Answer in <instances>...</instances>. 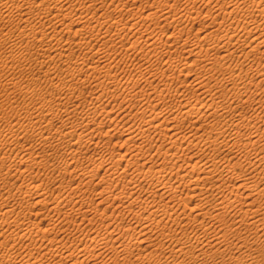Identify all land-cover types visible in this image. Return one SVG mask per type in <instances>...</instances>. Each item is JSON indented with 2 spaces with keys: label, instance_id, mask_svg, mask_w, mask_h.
Returning <instances> with one entry per match:
<instances>
[{
  "label": "bare ground",
  "instance_id": "6f19581e",
  "mask_svg": "<svg viewBox=\"0 0 264 264\" xmlns=\"http://www.w3.org/2000/svg\"><path fill=\"white\" fill-rule=\"evenodd\" d=\"M168 1L170 2V0ZM168 1L167 2L165 1V4L169 3ZM197 1L198 0H186V4H187L186 6L188 7L186 8L187 10L184 12H176L177 8L174 10L173 8L175 6L173 4H167L171 6L173 5V8H170V6H164L165 11L163 12L161 11L162 14L160 16H157L158 14H156V11H151L154 8L152 9L150 8V10L147 12L140 9L142 12L138 11L139 15L137 12L135 13L139 16V17L137 16L138 19L136 18V16H133L132 18L129 19L127 16L121 15L124 18L125 17L128 18L127 20L124 21V18H121V17L119 18L118 17L119 15L116 16L117 13L115 15L114 11H113L114 15H112V10L113 9L118 10L117 8H119V9H122L123 11L125 9V3L118 4L114 0L110 2H107V0H77V2L72 1V0H0V20H4V21L17 20V25H18L15 30L10 28L6 32L4 31L0 32V38L1 36H12V34L15 31H18L19 36L26 37L29 39V41L25 47L21 46L22 44L19 45L17 42L12 43L11 46L13 47V49H11L12 47L10 48V50H12L11 52H13L16 48H19L21 50V53L27 52V54H31V56L36 54L35 55L36 60L40 67H42L44 64L48 65V68H47L48 70L46 69L43 75L44 79L48 83H50V88L48 87L46 88V90L44 89L46 91L45 93L47 94L43 95V97L39 96L41 98L39 101L36 100L37 102H34L32 104L29 103L30 105L27 104L25 107H23L24 105L22 106V108H25L27 113L31 115L30 117L31 120L30 121L28 120L29 123L25 124L23 122V124L25 125L21 127V131L24 134L23 138H25V135L28 134L29 130L32 129L35 132L34 139L35 141H37L36 142L37 144L44 143V145L47 144L48 147H52L54 146V142L56 140L57 141L60 140L59 142L61 145H59V147L56 148V151L62 152L63 154L68 156V159H69L65 165L60 167L59 173L53 177L52 183H58V189H59L57 192L58 194L53 195L51 188H50V192L52 196L47 195V193H45L46 190L42 192L39 190V188H37L38 183L37 184L35 183L36 185H34L33 183V188L30 187V185L32 184L31 183L29 185V188L27 187L28 189L26 190H23L20 187L21 193L19 195L22 199L27 198L29 200L30 197L33 196L35 200L32 201V204L41 205L42 208L47 207L50 213L49 214L46 213L47 216L46 215L45 217L42 216V218L39 221L32 222L28 227H26V226H23V223H21V221L18 220V217L22 215V213L24 212V211H20V214L18 215V217L12 220V224L13 222L16 223V225L15 224L14 225L17 230L14 229V231H11L10 233L6 232L4 233V235L2 234L3 238L6 239V240L4 239L5 242L3 240L2 241L0 240V258L3 259L2 262L4 261V259L7 258L6 260L10 261L7 264L12 263V261L13 263L14 261L18 262L19 264H58V262H53L52 260H50V256H60L61 260L65 261L64 264H112V263L116 264L118 257L128 259L130 257L129 255L131 254V248H133L134 244L138 243V245H140L147 239L148 235L146 232L142 231L143 232L142 237L140 238L138 237V239L137 237L133 235H131V239L130 237H128L130 240L129 239L126 240L127 238H125L124 240H122L123 238L120 239L119 235L117 234H118V230H120L121 232L120 225L122 224V222L121 221H120L121 223L117 222V219L119 217L117 219L115 218L116 213L114 215L115 217L113 216L114 218H111L109 216L110 213L108 216L106 215L107 217L111 218L109 223L107 222L106 224H102L105 227L106 233H99V231L98 233H95L96 231L92 232L94 234H91V232L90 234L89 232L84 233V231H86L88 226L92 224V219H95L96 216L99 214L103 216L104 214H106L107 210L109 209V206L106 205L101 210L100 205L104 204L105 202L108 204V201L111 199L112 196H114L112 197L113 199L110 201L111 203L109 202L111 209L112 207H115L118 205H120L119 207L121 208V205H123L125 207L124 209L128 208L127 209L128 212L135 211L136 218L138 219L137 222L144 229L147 227L148 223H150L151 221L154 223L157 222V224H159L167 220L166 225H164V229L167 230L168 233L162 232L161 235L175 240V245L172 248L171 256H168L165 260H162V258L154 256L156 255L155 251H154L155 252L154 254L153 251L147 252L148 250L143 249L142 251L139 252L137 261H140V260L145 261L146 258L143 255H146V253H148L147 255L149 256L147 257H151V258L155 257L157 264H174L172 263V259H170V257L178 258L180 256H182L188 262H190L192 259H195L198 261V264H208L207 259L209 257V252H207V249L215 247V246H222V245H225L227 248H230L232 246L229 240V230L230 229H227L224 227L225 233H219V232H216L215 230H211L209 225L205 223L204 219L200 220L198 216L191 217L190 215L192 212H196L197 215H202L200 212L201 205L199 204L196 206L195 205L190 206L189 204L191 203L190 201L192 200L191 198H188L187 196L192 197L198 193L197 192L198 186L194 183L195 180L199 182H206L208 179L212 177H214V180L216 181L217 185H211L210 191L215 196V207L217 208L218 212H220L219 218L222 221V223H224V225L226 224L225 217L231 211H233L234 213L238 215L242 214L243 216L240 219L241 221H244L246 219V216H248V219H252L254 221L261 220V219H258L259 210L255 208L256 198H254L253 196L258 192H264V187L262 189H259V183L257 181L256 176L253 174V172L258 168H262L263 174L260 177L264 181V130L262 129L264 125V114H261V112H258V109L264 108L263 99H258L257 101L253 99V101H256L257 106L255 108H252V110L254 111L252 114H249V112L247 111L245 114L241 115L239 118H234L232 116L222 126L213 127L207 132L204 130V132L201 133L199 130L200 129L199 127L196 128L195 131L191 130L189 132L188 131L182 132L180 130L179 125L184 124L185 120L195 125L198 122V120H200L201 117L205 114L202 110L204 106L207 108V110H210L209 116L212 117V120L210 121V125H213L219 118L224 117L226 113L230 112L232 109L236 107L232 99H226L222 101V99L220 98L221 96L217 97V96H214L213 93L206 92L205 89H203V86L208 82V81H205L207 78L204 75H200V76L195 75V77L194 76L192 77L193 79L190 81V84L197 91H199L198 92L199 94L202 95L203 98L201 100L198 97L197 100L193 101L195 96L197 95L199 96V94L196 92H187V90H183L180 92L178 102L175 103L174 106H171V104H165L164 106H162L155 101L156 99L154 98L153 95H152L153 97L151 96V93L148 95L144 93V96H143V94L138 91L141 94V95L139 94L141 96L139 103L144 105V107L146 106V109L149 111L147 112L149 114L148 113L145 114L146 109L143 110L144 114L139 118L141 119V121L138 120L140 122L139 123L140 127H137V130L134 131V130H130V128L132 127L135 128V126H132L131 124L129 125H131L132 127H130L129 129H120V125H119V128L117 127V124H116L117 122L115 120L118 119V116H119L118 113L123 108H120L119 111H117L118 112L117 113L115 112L116 110L114 111V109L108 107V105L103 106L104 104L101 105L99 103L105 93L103 89L101 90L102 93L92 91L90 93L91 96L89 98L88 96L87 98H85L83 97L84 96L83 95L82 97L84 99L81 97L83 100L82 99L80 100V96L82 95V92H84L83 91L84 89H80L79 87H77L78 85H76L73 82H70L71 80L70 78L67 79L68 76L74 77L76 75H79L78 76L80 77L79 80L83 77L84 78L82 80H85L88 72L90 73L93 72L92 75H94V73H97V71L99 70V72L104 71L103 72L104 78L103 77H102L103 79L97 78L96 80L99 81L100 83L95 82L96 85L97 84L102 85L105 83L107 87H108V84H110V87H111L110 81L112 82V78L114 79V77H112L113 67L110 66L111 52L115 50L117 46V43L115 44V42H112L113 36H115L113 35L114 30H116L117 34H119L120 31L126 28V26L135 27V25L139 23H140L139 26H141V23L144 26L145 23L143 24L142 17L146 16L144 18H147V17H153L154 15H156L158 20H156V18L154 19L151 18L152 19L151 22L156 20V22L160 23L159 19L161 21L163 19L167 21V23H170L171 25L173 24V28H175L174 32H171L170 35L168 34L169 35V36L167 35L168 39L165 38L164 40H167V41L171 40L170 42L175 43L174 44L175 47L179 49L177 50L178 53H176L177 54L176 56L174 55L171 56V54L168 55L170 57L167 56L168 59L166 58L167 60H165V62L167 61V64L164 70L170 67L179 68L180 67V65H178L179 61L183 62L188 57L195 55L196 58L190 61V65H193L194 63H197L198 61V54L202 53L203 51H206L207 57L204 59V61H205V64L208 66L209 71L219 70L218 66L224 68V71H228L227 72L228 75L225 77L223 76L221 81H218V80H217L218 82L215 81L217 82L216 84L223 82L222 80L226 78L229 82H233L235 85H238L237 86L238 90L236 91L237 96L239 97L246 96L247 100H250L252 98V95L254 94V91L252 92V95L251 94L247 95L249 92L248 85L250 83L251 84L253 83L252 81L247 82V79L250 77L253 78V76H255L256 74H259L260 72L261 74L264 75V71H261L258 67L254 68L253 66H251L250 69H247V68L243 69L239 67V71L237 72V70L235 69L236 66H234L231 61L229 62V60L232 59L235 61L234 59L235 54L241 48H244V46H246L248 50L246 52H243L241 55H239L238 56L239 59H237L236 62L240 61L241 58L245 59L249 57L251 59L250 56L253 55V53H256V51L258 52V50L260 51V48L264 47V0H215L216 3L214 2L215 4L213 6H210V9L206 12V15H208L210 18L208 27L204 26L206 27L204 28V30L199 29L197 32L194 33L192 31V28H188L187 26H189V23H192V20L194 22V20L197 18V14H195V10L193 9L195 8ZM209 1L211 2V0H208V2ZM98 3H100V6H104V7L107 6L108 8H111V13L106 11L105 13L104 12L102 14L98 13L97 15V10H98L97 4ZM94 6L96 7L97 10L95 9L91 16H89L88 14H83V12L80 14H78L77 12L78 7L85 8V9H91ZM104 7H101L100 9H103ZM128 7L130 8V6ZM148 7L149 6H147L146 8L148 9ZM168 7L169 9L167 10L166 8ZM137 10H139V8L136 9V11ZM183 10L185 9L183 8ZM236 11H241L240 17L242 19H240L239 21L236 18L237 16H235ZM120 14H122V12ZM131 15H134V13ZM226 17L227 19L230 17L231 21L226 20ZM182 18L183 19L187 18L186 20L187 23L184 22L185 25L180 22L183 20ZM45 19L49 20V24L47 26L45 25V23H47L45 22L46 21ZM164 24L165 23H163L162 25L164 26ZM170 24H168V26ZM154 25H156L155 22H154ZM146 26L147 25H145V27ZM149 26L151 25H148L147 28ZM137 27L135 29L138 32ZM153 27L156 28L157 26L156 27L153 26ZM154 28H153V31H154ZM151 29L152 28H150L149 30L152 31ZM144 30H143V33H144ZM150 31L149 33L145 34L147 35L146 37H148L147 44L151 47L150 49L148 47L147 50L149 49V52L156 53L157 49L158 48L160 49L161 44H159L160 46L156 44V40H158V38L156 37L158 36L156 35H155L156 37L153 36V31L152 32ZM131 34H133V31ZM101 36L109 37V38L105 40H101L100 39ZM193 38H196L202 41L203 44H198L197 42L193 40ZM158 41H161V39ZM167 41H162V42H167ZM148 45H144V46H148ZM30 47L36 48V52L30 53ZM214 47H218L221 49L219 52H221L222 54L219 57L223 58L224 62H221V61L218 62V60L213 59L210 56V54H208L209 49L214 48ZM84 52H85L84 54L85 57L87 55L86 53H89L91 54V57L93 58L92 63H90V66L88 65L87 67L85 65L86 64L85 59L83 58L84 59L83 61L82 58H79V56L81 57L80 54ZM171 53H173V51ZM9 57H11L12 61L14 62L16 61L17 56L14 53H12L5 60L3 58L2 59L3 62L7 63ZM88 57L86 59H88ZM76 58L78 59L75 60ZM256 58L257 57L255 56L254 59ZM80 59H82L83 62ZM78 60L80 61L78 62ZM60 62H66V63L63 64L64 70L60 71V73H57L51 67L58 66V63ZM184 63L189 64V61H185ZM147 64L148 65H146L144 62L141 64L139 63L138 70H137V74L140 75L141 77L145 76L146 79L148 78L147 76L149 74V73L147 74L146 71H148L149 69V71L153 72L155 69L154 64L152 63L149 64L148 62ZM235 65H238V62ZM240 65L242 66V64ZM190 72H189V75H190ZM129 76L131 78V76H134V74H131ZM214 76H216V74ZM13 77L14 76H12L11 78L13 79ZM90 77L91 75L88 76L87 79H90ZM91 78L95 79V77L93 76ZM218 78L220 79V77ZM86 81H83V83ZM115 81H118V80H114V82ZM119 81H120V77H119ZM8 82H7V85L9 84ZM127 82H128V79H127ZM144 82H147V80ZM11 84L14 90L19 89L21 92H23V90L28 91V89H31V90L34 89L32 90V92L34 91L36 92L37 87L40 86V84L35 83V82L32 85L31 84L23 85L18 82H13ZM117 84H119V82H117L115 85ZM150 84H153V83H150ZM150 84L148 82L149 87H151ZM81 85L83 86V84ZM171 85H172L171 88H173V83H171L170 86ZM239 85H242V86H239ZM259 85L260 84L258 83L255 86L258 87ZM147 86L146 87L144 86V87L147 89ZM154 86L156 87L155 91L153 89L151 90L155 92V96H156V93H157V96H160L165 87L160 85L164 87L160 89L156 85H153V87ZM134 87L135 85L133 86V88ZM171 88L167 87L168 91L171 90ZM117 89L118 87L115 90ZM139 89H141V87ZM115 90L113 91L114 93L112 94H115L116 92ZM132 90L129 93L134 94L133 93L134 91ZM137 90H135L136 91L135 93H137ZM142 91L145 92L144 89ZM64 92H65V96L62 97L63 96L62 94H64ZM72 92H75V93L80 92L79 95L77 94L79 98L78 97L76 98L77 96L76 95L75 96L76 99L72 100L71 99L72 97H69V94L66 95L67 93L71 94ZM181 93H183V95ZM188 93L189 95L190 94L191 95L187 96ZM120 94L121 93H119V96ZM116 95L118 96V93ZM142 96H143V100H142ZM204 96H207V99L205 98L206 100L203 102L202 100L204 99ZM122 102L123 101H121V103ZM137 106L139 107L141 105L138 104ZM166 107L169 110L165 109ZM173 107H176L177 111L174 110L175 108L172 109ZM130 108H128L130 110V111L127 110L128 112L123 111L126 114L124 113L125 115L122 117V119L126 120L127 118V121H128L134 115L133 108L132 110ZM137 109H134V111ZM171 109L172 111H170ZM61 110L64 111L66 115L64 119L61 120V125L59 126L60 130L57 129V131L58 130L59 131L57 133L55 132L53 133L52 132L53 129L51 130V127L53 125V122H55L56 116H58V113H60ZM34 111H38L39 113L35 114ZM166 112L172 115V117L167 114L165 115ZM73 114L75 115L81 114V115H79L80 117L78 116L79 119H74L75 115L73 116ZM120 117L119 119H121ZM169 117L175 120V122L170 121ZM135 120H133L134 124H135L134 122ZM43 122H46L47 126ZM123 122L122 124H124ZM181 122H184V123H181ZM42 124H44V126L46 127H42L41 126ZM86 124L88 126L92 124L93 127L97 125L99 128L103 127L104 125H107L108 126L107 128H109V129H105L106 131H108L107 139L104 137L103 139L100 138V140L97 141V138L99 135L96 138V135L98 134V133H96V135L94 134L95 133L94 129L96 128L92 129L93 128L92 127L91 128L92 130H89L88 132H86L87 131L86 129L88 128V127L84 128L85 127L84 125ZM230 124L238 128V134L236 135V142L239 145V149L243 152V155L245 156L243 161L231 162V158L224 156L223 162L225 163L226 168L222 171V175L215 176V172L218 170L221 161H217L214 158H209V157L208 159L203 161L202 159H199L198 154L196 152H193L191 155H189V162H188L190 163V161H192L193 159L192 170H188L185 173L179 174L180 169H186L182 166V163H181L182 158H181V155L179 154L180 149H182L187 154H189L190 151L192 150L191 143H193L194 140L201 139L205 143H208L211 137L214 136V133L223 132L224 126L230 125ZM244 126H250L251 132L247 134V137L244 139V142H243V138H242L243 135L240 129L241 127H244ZM57 127L58 126H56V128ZM98 127L97 129H99ZM18 129L20 130V128ZM103 130H104V127H103ZM98 131L99 130H97L96 132ZM100 131H101V128H100ZM20 133L21 132L12 133L11 135L8 134L9 136H5V137L3 136L4 138L0 140V144L6 145L12 142L20 141L21 139ZM30 136H33V135L31 134ZM115 137H117L118 140L122 142L121 144L122 146L127 145V148L129 144H131L132 146L133 144H137V141L139 140L140 141L142 140L141 142H144L143 139L146 140L145 138L152 139V143H154L153 139L155 141H158L159 139L164 138V141H165V137H167L168 147L164 151H162L163 146L162 145L159 146L160 147L159 149H162L161 150L162 152L159 150L161 152V153L159 152L161 154L159 155H160V158H162V160L155 161L156 164L152 163L153 165L150 163L151 161L149 162L150 164H148L147 158H145V160L142 161L141 164H139V161L142 160L143 157L149 156L148 154L146 156L145 154H143L145 152L144 151L145 149L143 151L135 150L134 153H132L133 151H131L129 159L126 157V154H128L129 150L125 151L126 154L124 152L123 153L117 152L119 153V156L115 155L117 154L116 152H111V155L107 158L103 155L99 156L97 154V152L100 153V151L102 150L101 147H100L101 149L100 151H98L99 150L98 149L97 152H94L98 156L87 151L88 149L86 148L87 147L86 143L88 142L90 143V148H92L91 144L97 145V143H99L101 140H102V143L103 141L109 142L110 145L115 146L113 145V142L111 144V141L114 140ZM227 141L230 142L231 138ZM117 143L115 144L117 145ZM104 144L105 143H103L102 145L104 146ZM108 144L106 143V146ZM30 145L33 146V142ZM140 145H142V143ZM195 145H199V143H195ZM32 146H30V149L32 148ZM138 146L136 145L135 148ZM250 146L254 147V150H255V155L253 156L251 155ZM114 148H113V151H114ZM109 150L110 149L108 148V152ZM140 151H142L143 153H140ZM100 154H102V152ZM8 155L0 156V168L1 169L6 168L5 172L0 173V176L2 178L14 173V171L15 173L19 174V177H21V173L24 175L25 170H26V167H24L25 168L24 169L22 165L27 166L30 162H45L46 166H49V162L47 159H42L40 161H37L36 158L25 157L22 155V156H19V161L14 163V160H12L13 158L11 157V155L10 156ZM115 156L117 157V159H120V160L124 158L128 159L127 164L123 165L125 166L126 169L119 171L118 170L119 168L115 167V164H113V163H116L114 161L110 165L108 164L105 165L107 166L106 167L107 173L104 172L103 173L104 175L102 174L101 178L100 176L99 178L101 179V182L107 181L108 185L102 186V189L100 188L101 190H99V192L96 191L98 192V195L104 196L100 198L99 201L96 203L95 201H93L94 196H92L93 198L91 199H89L90 197L88 198L89 193H87L88 195L85 193L84 187L87 188V186H89L91 183L92 185H95L93 184V182H94V177L95 176L97 177V174H98L97 171L102 168V166L104 165L103 163L105 162L109 163V160L112 161V159H114ZM153 156L151 155L149 159L153 160L152 159ZM131 159L134 161L132 162ZM7 162H9L8 165H7ZM134 163L137 164L135 168L132 167V165H135ZM245 164H247L250 167L249 174H246L244 172H239L240 170L244 168ZM130 165L132 168L128 167ZM174 169L178 170L176 175H175V172L173 171ZM117 173H119V175ZM66 175H69V178L66 179ZM224 175H226L227 177H223ZM187 176H190L191 178H193L192 180H190L191 182L189 184L193 186L187 192L181 191L178 188V186H175L172 183V179L174 181L180 180V182H183L186 180ZM230 180L234 181V183L229 186V190L227 191L223 187L222 183H226ZM144 182H149L148 183L149 187L147 186L148 194H144V193H143L144 195L142 193L138 194L135 191L136 190L135 187L138 186L141 188L140 185ZM13 187L14 186H12V188ZM42 190H44V188ZM11 191L12 189H10V192ZM17 195L15 197L18 199L19 196ZM93 195L95 194L93 193ZM12 196H11V199H12ZM15 197H14V202L16 199ZM8 199L10 200V197ZM243 199L245 200L243 202L246 203V208L245 209L243 207L236 208L234 206L235 202L242 201ZM143 200H146L144 201V203L147 202L148 204L146 208L144 207L145 205L143 206L141 204ZM10 201L7 200V201H3L5 203H0V228L3 226V224L6 221H8V219H10L9 218L10 214H13L14 213L13 211H15L14 209L15 205L12 206L13 203L11 205ZM89 201L92 204L96 203L95 206L93 205L94 206L93 208L87 207L88 205H86V203ZM137 204L138 205L141 204L140 205L141 210L140 209L134 210ZM261 205L263 204H260L259 206ZM90 207L92 206L90 205ZM113 209L115 210L116 207ZM111 212L113 213V211ZM33 214L38 215V213L35 211ZM70 214H75L76 216H71ZM79 215H80V221H82L81 217L84 220L82 221V224H80L81 223L80 221H79L80 223L77 222L79 218H76V217H78ZM106 216L104 219H106ZM11 218H14V217H11ZM178 219L180 221H178ZM85 220L89 221V224L88 223L84 224ZM107 220H109V218H107ZM44 221L48 222L46 227L42 226ZM58 222L62 225H68V226L73 225V228L75 231V233H73L74 235L70 236L69 238L66 237L67 238L66 240L64 237L60 238V236H58V233H55L53 235V230L55 229V226H57L56 224L61 226ZM152 222H151V225H152ZM171 222L176 223L177 225H180V228L182 227L184 229L188 227L187 225L194 223L193 224L194 227L191 230V232L193 233L191 234L176 233V230H177L176 228L171 229V226L170 228L168 226V224ZM9 223H11V220L9 221ZM98 223L99 222H97V224ZM261 224H262V230H264V221H261ZM134 225L136 224L134 223ZM127 229L126 231H128L129 229L131 230L132 227H129L128 230ZM1 233H2V230H1ZM119 234L122 235L121 233ZM125 234L127 233L125 232ZM255 235H258V234H255ZM29 236H31L30 240H28L29 245L33 247V249H30L31 247L30 248L27 247V249L30 252H28V250H25L27 251V253L23 252V253H26L24 255L19 254L17 252L12 253L11 251L15 250L12 248H11L12 250L10 251L11 253L5 252L6 249L8 248H6L5 251H2L1 247L4 248V246L6 247L8 246L7 245L8 243H6L7 241L14 240L16 242L19 239L21 240L26 237L28 238ZM192 240H194L197 243L196 245L198 247L196 249H190L191 247L195 246V245H189V242ZM21 243L23 244V242H20V244ZM10 245L13 246L12 244ZM161 245H164V244H161ZM243 246H244V243L242 244V247ZM108 248L111 254V256H109V259L106 260L104 258L105 259L104 260L102 257L100 258L101 255L102 256L105 255L104 253L106 252ZM22 249H25V248H22ZM255 257L257 259L258 255H255ZM192 262L194 264L196 263L195 261H192ZM238 263H245V262L238 261Z\"/></svg>",
  "mask_w": 264,
  "mask_h": 264
},
{
  "label": "rangeland",
  "instance_id": "374dc122",
  "mask_svg": "<svg viewBox=\"0 0 264 264\" xmlns=\"http://www.w3.org/2000/svg\"><path fill=\"white\" fill-rule=\"evenodd\" d=\"M72 1L77 2V0H72ZM110 1H113V0H110ZM110 1L107 0V2H110ZM114 1H116V3H118V4L119 3H121V4L125 3V9L123 8L124 9L123 11H122V9H119V8H117L118 10L113 9L112 10V15H114V12H115V15L117 13L116 16L119 15L118 16L119 18L120 17L121 18H124L122 16H127L129 19L132 18L133 16H136V18L138 19V17H139L138 16L139 15L138 11L140 12L141 10H143V11L147 12V11L150 10V8L151 9L154 8L151 11H156V14H158L157 16H160L162 14V12L165 11L164 10L165 9L164 6H170V8H173V5H174L175 7L173 9L175 10L177 8L176 9V12H184V11L187 10L186 8L188 7V6H186L187 5L186 4V0H170V2L168 0H135V1L134 0H127L128 2L126 0H118L120 2H118L117 0H114ZM165 1L166 2L168 1L169 2L167 4H173V5L172 6L171 5H167V4H165ZM207 2H208V0H198L196 2V6L194 5L195 8H193V9L195 10V14H197V18L194 20V22L192 20V23H189V26H187L188 28H192V31L194 33L197 32L199 29L200 30H204V28H206L204 26H207L208 27V25H209L210 18H209L208 15H206V12L210 9V6H213L216 2H215V0H211V2L209 1L208 3ZM97 5H98L97 6V9L98 10L96 9L95 6L93 8H91V9H85V8L78 7L77 12H78V14H80V13L83 12V14H88L89 16L92 15V13L94 12L95 9L97 10V15H98V13L99 14H102L103 12L105 13L106 11L111 13V8H108L107 6H105V7L104 6H100V3H98ZM126 6H127V8H126ZM128 6H130V8ZM140 6H142V7H140ZM147 6H149L148 9L146 8ZM160 6H161V8L162 7L163 8L161 9ZM101 7H104V8L103 9H100ZM189 7H191V6H189ZM138 8H139V10L136 11V9H138ZM183 8L185 10H183ZM166 9L168 10L169 7L166 8ZM119 10H120V12H119ZM126 10H128V11H126ZM118 12H119V14H118ZM121 12H122V14H120ZM129 12H130V14H129ZM136 12L138 13V15L135 14ZM240 12L241 11H236L235 12V16H237L236 18H237L238 21L240 19H242L240 17ZM133 13H134V15H131ZM129 15H130V17H129ZM127 17H125L126 19L124 18V21L128 19ZM144 17H146V16H144ZM144 17H142V19L144 20V21L142 20V22H143V24L145 23L144 26L142 25V23H141V26H139L140 23L139 24H136L135 27L134 26H128V27L126 26L127 29L126 28L125 29L123 28L124 30L120 31L119 34H117L116 30H114V34L113 35H115V36H113L112 42H115V44L117 43V46H116V49L111 52V64H110V66L113 67L112 77H114V79L112 78V82L110 81L111 87H110V84H108V87H107V85H105V83L102 84V85L101 84L100 85L99 84L96 85V83L99 82V81L96 80L97 78H102V77L104 78V75H103L104 74L103 73L104 71H102V72L100 71L99 72V70H98L97 73H94V75H92L93 72L92 73L88 72V74H90L91 77L92 76L95 77V79L90 77V79L92 81L90 79H87V77L90 76L88 74H87L85 80H82L84 77L80 79L82 81L79 80V78H80V77H78L79 75H76L74 77L68 76V78H67V79L70 78L71 79L70 82H73L76 85H78L77 87H79L80 89H84L83 90L84 92H82V95L80 96V100L83 97L87 98V96L89 98L91 96L90 93L92 91L93 92H101L102 93L101 90L103 89V91H105L104 96H103L104 98L102 97L104 99V101L101 98V101L99 103L101 105L104 104L103 106H107L108 105V107L113 108L114 111L116 110L115 112L119 111L120 108H123L122 110H120L119 113L117 112L119 114L118 119H119L120 115H121L120 118L122 119V117L126 114L125 112L130 111L128 108H130V106L134 104L133 106H131L130 109L132 110V108H133L134 115L137 117L136 118L134 115L132 116L136 120L131 117L133 120H135L134 121L135 124L133 123V120L131 118L128 121H127V118H126V120H124V119H122V120L119 119L118 120L117 119L118 121L115 120L117 122V123L116 122L115 123L117 124V127L118 128H119V125H120V129H129L132 126H135V128L132 127L133 129L130 128V130L136 131L137 130V127H140V125H139L140 122L139 121H141V119H139V118L144 114V111L143 110L146 109V106L144 107V105H142L141 103H139V100L141 98V96H140L141 94L139 92H141L143 94V96H144V93L147 94V95L151 93V96L153 95L154 98L156 99L155 101L157 103H159L160 105H162V106H164L165 104H171V106H174L175 103L178 102L179 94H180L181 91L187 90V92H196V93L199 92V91H197L190 84V81L193 79L192 77L193 76L195 77V75H198V76L204 75L207 78V79L205 78L206 79L205 81H208V82L203 86V89H205L206 92L213 93L214 96H217V97L221 96L220 98L222 99V101L223 100H226V99H232L234 101V105H236V107L234 109H232L230 112L226 113V115L224 117L219 118L213 125H210V121L212 120V117L209 116L210 110H207V108L204 106L202 108V110H203V112L205 114L201 117L200 120H198V122L195 125L192 124L191 122L186 121V120H185V123L184 122H181V123H184V124H180L179 125L180 130L182 132H186V131L189 132L191 130H194L195 131L196 128H198V127L200 128L199 130H200L201 133H203L204 130L207 132L208 130H210L213 127L222 126L232 116L234 118H239L241 115L245 114L247 111L249 112V114H252L254 112L252 110V108H255L257 106L256 101L258 99H263L264 100V75L261 74V72L259 74H256L255 76H253V78L250 77V78L247 79V82H251L252 81V83H253V84L250 83L248 85L249 86V92L247 94V95H249V94L252 95V92L254 91V94L252 95V98L250 100H247V97L246 96L239 97V96L236 95V91L238 90V88H237L238 85H235L233 82H229L226 78L224 80H222L223 82H220V83L216 84L218 81H221V79H222L223 76L225 77V76L228 75L227 74L228 71H224V68H222L220 66H218V69L220 71L219 70H216L217 72L215 70L214 71H209V68L205 64V61H204V59L207 57L206 51H203L202 53H199L198 54V61H197V63H194L193 65H190V61H192L193 59L196 58L195 55H192V56L188 57L183 62L179 61L178 62V65H180L179 68L178 67H176V68L175 67H170V68H167L166 70H164V68H166V64H167V61L165 62V60L168 59L167 56L170 55V54H171V56H173V55L176 56L177 55L176 53H178L177 50H179V49H177L175 47V45H174L175 43L170 42L171 40H169V41L164 40L165 38L168 39V36L170 35L171 32H174L175 28H173V24L171 25L170 23H167V21H165L163 19H162V21L159 19V22L160 23L156 22V20H158V18L156 17V15H154L153 17H147V18H144ZM227 17H226V20L231 21V18L229 17L227 19ZM148 18H150V19H148ZM151 18L152 19L156 18V20H154V21L151 22V20H152ZM179 20H181V19H179ZM186 20H187V18H184L180 22L185 25V23H187ZM45 22H47V23H45V25L47 26L49 24V20H46ZM154 22H155L156 25H154ZM163 23H165L164 26L162 25ZM168 24H170V25L168 26ZM145 25H147V26L148 25H151V26H149L147 28V26L145 27ZM17 26H18L17 25V20H15V21H4V20H0V32H2V31L6 32L10 28L15 30L17 28ZM153 26H155V27L157 26V27L154 28ZM161 26H163V27H161ZM136 27H137V30H138L139 33L136 31V29H135ZM159 27H161L162 29L159 28ZM128 28H130V29H128ZM150 28H152L151 29L152 31H153V28H154L153 36H155V35L158 36V37L155 36L156 38H158V40L161 39V41L156 40V44L158 46H160L159 44H161L160 49L158 48L156 53L149 52V49L151 47L147 44L148 37H146L147 35H145V34L149 33V31H150L149 29ZM143 30H144V33H143ZM132 31H133V34H131ZM152 31H150V32H152ZM18 33H19L18 31H15L12 34V36H1V38H0V56H1L0 57V61L3 58L5 60L12 53H14L17 56L15 62L11 60V57L8 58V62L7 63L6 62H3V60L0 62V108H1L0 109V111H1L0 112V140L2 138H4L5 136L11 135L12 133H19V132H21L20 133V136H21L20 138L21 139L18 142H12V143L6 144V145L5 144L4 145L3 144H0V156H2V155H8L9 154L8 156L11 155V157L13 158L12 160H14V163L15 162H18L19 161V156H22V155L25 156V157L36 158L37 161H40L42 159H47L48 162H49V166H46L45 162H30L27 166L22 165L23 168L26 167V170H25V174L26 175L24 174L26 178L24 177V175L22 173H21V177H19V174L15 173V171H14V173H12L10 175H7L4 178H2L0 176V192L3 193V194L0 193V195H1L0 196V203H5L3 201H7V200L10 201L11 200L10 201L11 205H12V203H13L12 206L15 205L14 206L15 211H13L14 213L13 214H10V216H9L10 219H8V221H6L3 224V226L0 228V234L1 235L2 234L4 235V233H6V232L10 233L11 231H14V229H16V227H15L16 223L13 222V224H12V220L15 219L16 217H18V215L20 214V211H24V212L22 213V215H20L18 217V220L21 221V223H23V226H26V227H28L32 222L39 221L42 218V216L43 217H45V215L47 216L46 213H48V214L50 213L48 211L49 209L47 207H43L44 208L43 209L41 205L32 204V201L35 200V198L33 196H31L29 200L27 198L26 199H22L20 197V195H19L21 193L20 190H21V188L23 190L28 189L29 188V185L31 183H32L31 184L32 186L30 185V187L33 188V183H34V185H36L38 183L37 184V188H39V190L42 191V192L46 190L45 193H47V195L52 196V194L53 195L58 194L57 193L58 190H59L58 189V183H52L53 182V177L56 176L59 173L60 167L63 166V165H65L66 162H68V160H69L68 159V156H66L62 152H57L56 151V148L59 147V145H61L60 142H59L60 140H58V141L56 140L54 142V146H52V147H48L47 144L44 145V143H38L37 144L36 143L37 141H35V139H34L35 132L32 129L29 130L30 134L28 132V134H26L27 136L25 135V138L26 139L23 138L24 137L23 136L24 134L21 131V127L23 125L29 123L28 120L29 121L31 120L30 119L31 115H29V113H27V111L25 110V108H22V106L24 105L23 107H25L29 103L32 104L34 102H37L36 100L39 101L40 98L43 97V95H46L47 94V93H45L46 92L45 90L48 87L50 88V83H48L44 79V77H43L46 69L48 68V65L47 64H44L42 67H40L38 65V63H37V60H36V56H35L36 54L33 55V56H31V54H27V52L21 53V50L19 48H16L13 52H11L12 50H10V48L12 47L11 46L12 43L17 42L19 45L22 44L21 46L25 47L27 45L28 41H29L28 38L19 36ZM129 33H130V35H129ZM141 35H142V37H141ZM108 38L109 37H102V36L100 37L101 40H105V39H108ZM172 39H173V37H172ZM193 40L195 42H197L198 44H203L202 41H200V40H198L196 38H193ZM131 41H133V42H131ZM153 41H155V40H153ZM162 41H167V42H162ZM143 42H144V44H143ZM168 43H170V44H168ZM144 45H148V46H144ZM142 46H144V47H142ZM168 46L171 47V48H169ZM148 47H149V49L147 50ZM174 48H175V50H174ZM11 49H13V47ZM220 50L221 49L218 48V47L210 48L208 54H210V56L213 59L218 60V62L219 61L224 62L223 58L219 57L222 54L221 52H219ZM247 50H248V48L246 46H244V48H241L235 54V57H234L235 61L232 60V59H230L229 62L231 61L233 63V65L236 66L235 69L237 70V72L239 71V67L240 68H243V69H246V68L247 69H250L251 66H253L254 68H257L258 67L261 71H264V47H261L260 48V51L258 50V52L256 51V53H253V55L250 56L251 59L249 57H247L245 59L241 58L240 61H237L238 62V65H235L237 63L236 60L239 59L238 56L241 55L243 52H246ZM172 51H173V53H171ZM35 52H36V48L30 47V53H35ZM158 53H159V55H158ZM84 54H85V52L84 53H81L80 54L81 57L79 56V58H82V59L84 58L85 59V62H86L85 65H86V67L88 65L90 66V63H92L93 58L91 57V54H89V53H86L87 54L86 57H85ZM255 56L257 57L256 59H254ZM87 57H88V59H86ZM168 57H170V56H168ZM77 59L78 58H76L75 60H77ZM82 59H80V60L82 61ZM84 59H83V61H84ZM146 59H148V60H146ZM80 60H78V62ZM146 61L149 64L150 63L154 64V66H155V69H154L153 72L149 71V69H148V71H146L147 74L149 73L148 76L146 75L149 78V80H148V78L146 79L145 76L144 77L143 76L141 77L140 75L137 74V70H138L139 63L141 64V63L144 62L146 65H148ZM185 61H189V64H185L184 63ZM242 61H243V63H242ZM64 63H66V62H60V63H58V66H52L51 65L52 66L51 68L54 69L55 72L60 73V71L64 70V65H63ZM240 64H242V66ZM49 67H50V65H49ZM150 72H151V74H150ZM189 72H190V75H189ZM211 72H213V73H211ZM130 73L131 74H134V76H131V78L129 76V75H131ZM215 74H216V76H214ZM123 75H125V76H123ZM12 76H14L13 79L11 78ZM115 76L118 77V78H116ZM119 77H120V81H119ZM218 77H220V79ZM39 78H40V80H39ZM150 78H151V80H150ZM9 79H10V81H9ZM86 79H87V81H86ZM121 79H123V80H121ZM124 79H125L126 82L124 81ZM127 79H128V82H127ZM144 79H146L147 82H144V81H146ZM12 80H13V82H18V83L23 84V85H26V84H31L32 85L35 82V83L40 84V86L37 87L36 92L35 91L32 92V90H34V89H32V90L31 89H28V91L25 90L26 92L23 90V92H21L19 89L18 90H14V88H13V86L11 84V83H13ZM114 80H118V81H115L114 82ZM83 81H86V82L83 83ZM122 81H123V83H122ZM215 81H217V82H215ZM7 82L9 83L8 85H7ZM92 82H94V83H92ZM117 82H119V84L120 83L121 84L120 85L119 84L115 85ZM148 82H149V84L150 83H153V84H150L151 87H149ZM168 83H169V85H168ZM171 83H173V88H171L172 85L170 86ZM258 83L260 85L258 87H256L255 85L258 84ZM81 84H83V86L85 88ZM165 84L168 85V86H166ZM134 85L136 87V88L134 87L135 89L133 88ZM153 85H156L160 89L165 87L160 96H157V93H156V96H155V92L154 91H155V88L156 87L155 86L153 87ZM160 85H162L164 87H162ZM98 86H100V87H98ZM144 86L145 87L147 86V89ZM239 86H242V85H239ZM113 87H114V89H113ZM117 87H118V89L115 90ZM140 87H141V89H139ZM167 87L168 88H171V90L168 91ZM41 88H43V89H41ZM94 88H95V90H94ZM137 88H138V90H137ZM143 89L145 90V92L142 91ZM151 89H153L154 91L151 90ZM29 90H31V91H29ZM89 90H91V91H89ZM114 90L116 92H115V94H112V93H114L113 92ZM131 90L134 91L133 92L134 94L129 93V92H131ZM135 90H137V93H135L136 92ZM117 93H118V96L116 95ZM119 93H121L120 96H119ZM68 94H69V97H72L71 99L74 100V99H76L78 97V95L80 94V92H76V93L75 92H72L71 94L70 93H67L66 95H68ZM181 94L183 95V93H181ZM62 95H63L62 97H64L65 96V92ZM70 95H72V96H70ZM188 95H189V93L187 94V96ZM39 96H41V97H39ZM75 96H76V98H75ZM143 96H142V100H143ZM105 97H107V98H105ZM198 97H199L200 100L203 98L202 95L199 94V96L198 95L195 96V98L193 99V101L197 100ZM205 98L207 99V96H204V99L202 100L203 102L206 100ZM253 99H255L256 101H253ZM121 101H123V102L121 103ZM129 101L130 102L132 101V102L130 103ZM135 103H136V105H135ZM1 104H2V106H1ZM138 104L141 105V106L138 107L137 106ZM13 107H15V108H13ZM137 107H138V109L139 108L140 109L138 110ZM17 109H18V111H17ZM134 109H137V110H135L136 112L134 111ZM165 109H167V107ZM172 109H174L175 111H177V108L176 107H173ZM172 109L170 111H172ZM167 110H169V109H167ZM167 110H165V111H167ZM24 111H26V112H24ZM123 111H125V112H123ZM147 111L148 110L146 109L145 110V114L149 112V111L148 112ZM34 112H35V114H38L39 113L38 111H34ZM61 112L58 113V116H56V118H55V122H53V125H55V126L52 125L53 128L51 127V130L53 129L52 130L53 133L54 132L57 133L60 130L59 126L61 125V120L64 119V117L66 115V113H64V111L61 110ZM258 112H261V114H264V108L258 109ZM135 113L136 114L138 113V114L136 115ZM166 114L167 115H170L167 112L165 113V115ZM27 115L29 116V118H28ZM74 115L75 114H73V116ZM79 115H81V114H76L74 116L75 118L74 117L73 118L74 119H79V117H80ZM60 116H62V117H60ZM170 116L172 117V115H170ZM171 117H169L170 118V121H174L175 122V120H173ZM25 119L27 120V122H26ZM23 122L25 124H23ZM122 122L124 124H122ZM43 123H45L46 126H47V123L46 122H43ZM56 123H57V125H56ZM129 124H131L132 126L129 125ZM5 126L7 127V129H6ZM41 126L42 127H46V126H44V124H42ZM56 126H58V127L56 128ZM84 126H83L84 128H87L88 127L86 129L87 131L85 130L86 132H88L89 130H92V129L96 128V129H94V132H95L94 134L96 135V133H98L96 135V138L99 135L98 138H97V141L100 140V138L103 139L104 137L107 139L108 131L105 130V129H109V128H107L108 127L107 125H104L103 126L104 127V130H103V127H100L101 128V131H100V128L97 125L93 127L92 124H90L89 126L86 124ZM127 126H128V128H127ZM97 127L99 129H97ZM13 128H15V129H13ZM18 128H20V130ZM57 129H59V130L57 131ZM262 129L264 130V125H263ZM54 130H56V131H54ZM97 130H99L100 132L99 131L96 132ZM104 131H106V132H104ZM240 131H241V133L243 135L242 138H243V142H244V139L247 137V134H249L251 132V128H250V126H244V127H241ZM31 134L33 136H30ZM237 134H238V128L237 127L233 126L232 124L225 125L224 126V131L223 132L214 133V136L211 137V139L209 140L208 143H205L201 139L200 140H198V139L194 140V142L191 143L192 150L190 151L189 154H187L185 151H183L182 149H180L179 154L181 155V158H182L181 163H182V166L184 168H186V169H180L179 174L185 173L188 170H192L193 159H192V161H190V163H188V162H189V155H191L193 152H196L198 154L199 159H202L203 161L206 160V159H208V157L209 158H214L217 161H221L218 170L215 172V176L222 175V171L226 168L225 167V163L223 162L224 161V158H223L224 156H226L228 158H231V162L243 161V159H244L245 156L243 155V152L239 149V145L236 142V135ZM230 138H231V141L228 142L227 140H229ZM106 139H105V141H106ZM145 139L146 140L143 139L144 142H141L142 140L141 141L139 140L140 142L137 141V144H133L132 146H131V144H129L128 145V148H127V145L122 146L121 145L122 142H120L118 140V138L115 137L114 140L111 141V144L113 142V145H115V146H112V145H110L109 142H104V141H103V143H105V144L103 146L102 145L103 143H102V140H101L99 143H97V145L91 144V147L92 148H90V143L89 142L86 143V145H87L86 148L88 150L86 148L85 149L88 152H90V153H92V154H94L96 156L103 155L106 158L111 155V152H116V153L117 152H122V153L124 152L126 154L125 151L126 150L127 151L129 150L128 151V154H126V157L128 159L130 158L131 151H133L132 153H134L135 150L136 151H138V150H142L143 151L145 149L144 150L145 151L144 153L142 151H140V153L145 154V156L148 154L149 156L143 157V159L139 161V164H141L142 161L145 160V158L148 159V164H150V163L151 164L152 163L154 164L155 161H161L162 158H160V155H161L160 153L162 151H164L168 147V142H167L168 141V138L165 137V141H164V138H161L158 141H155L153 139L154 143H152V139H150V138H145ZM32 142H33V146L30 145ZM117 142L119 143V145H118ZM106 143L107 144L109 143L108 144L109 146L107 145L108 147L106 146ZM115 143H117V145ZM141 143H142V145H140ZM151 143H152V145H151ZM195 143H199V145H195ZM98 145H100V146H98ZM136 145L137 146L140 145V146H138L139 148L138 147L135 148ZM160 145L163 146V150L162 149H159L160 148L159 147ZM30 146H32L31 149H30ZM105 146H106V148H105ZM100 147L102 148V150L100 149ZM108 148L110 149L109 150L110 154L108 152ZM113 148H114V151H113ZM26 149H28V150H26ZM111 149H112V151H111ZM250 149H251V155L252 156L255 155L254 147L250 146ZM97 150L98 151L101 150L100 153L102 152V154L98 153ZM159 150L160 151L162 150V151L160 152ZM105 151H107V152H105ZM94 152H97L98 155L96 153H94ZM150 154L152 156L154 155L153 158H152L153 160H150L149 159V157L151 156ZM115 155L116 156H119V153H117ZM116 156H115L114 159H112V161L109 160V163L108 162L103 163L104 165L102 166V168L97 171L98 172L97 177L96 176L94 177V182H96V183L93 182V184H95V185H92V183H91L89 186H87V188L84 187L85 193L86 194L89 193V195L87 194L88 195V198L90 197L89 199H91V198H93L92 196H94V198H93L94 200L93 201H95L96 203L99 201L100 198L104 197L102 195H98L99 190L102 189V186L108 185L107 184L108 183L107 181H103L102 180L103 182H101V179H100L101 178V175L104 172L107 173V171H106L107 170V168H106L107 166H105V165L106 164L110 165L114 161L116 163H113V164H115V167H118L119 168L118 169L119 171L120 170H123V169H126L125 166H123V165H126L127 164V160L128 159L124 158V159H121L120 160V159H117ZM157 157H159V158H157ZM154 158L155 159L157 158V159L155 160ZM117 160H119V161H117ZM194 160H196V159H194ZM133 161L134 160H132V162ZM152 161H154V162H152ZM8 164H9V162H7V165ZM134 164L135 165H132L133 168H135L137 166L136 163H134ZM128 167H131V165L128 166ZM5 169L6 168H4V169H1L0 168V173L5 172ZM128 170H130V169H128ZM173 171L175 172V175H176L178 170L177 169H174ZM239 172H244L246 174H249L250 173V167L247 164H245L244 168L242 170H240ZM127 173H128V171H127ZM117 174L119 175V173H117ZM253 174L256 176L257 181L259 183V189H262L264 187V181L260 177L263 174L262 173V168L256 169L253 172ZM99 176H100V178H99ZM223 177H227V176L224 175ZM67 178H69V175H66V179ZM99 179H100V181H99ZM192 179L193 178H191L190 176H187L186 177V180L183 181V182H180V180L174 181L172 179V183L175 186H178V188L181 191L187 192L193 186V185H189L190 182H191L190 180H192ZM97 181H99L100 183L97 182ZM148 183L149 182H144V183H142L140 185L141 188L138 187V186H136L135 187L136 190L135 189L134 190L138 194H140V193H142V194L143 193L144 194H148V187H149V184ZM194 183L198 186V189H197V192L198 193L195 194L192 197H189V196H187V197L188 198H191V200H192V201H190L191 202L189 204L190 206H193V205L196 206V205H199V204L201 205L200 212H201L202 215H197L196 212H192L190 216L191 217L198 216V218L200 220L204 219L205 220V223L209 225V227L211 228V230H215L216 232H219V233H225L224 227L227 228V229H230L229 230V240H230L232 246L230 248H227L225 245H222V246H215V247H212V248L207 249V252H209V257L207 259V263L208 264H246V263L247 264H256V262H257V264H264V230H262V224H261V221H264V192H258V193H256L253 196L254 198H256L255 208L259 210V218L258 219H261L260 221H254L252 219H248V216H246V219L244 221H241L240 219L242 218L243 215L242 214L241 215H238V214L234 213L233 211H231L225 217L226 224L224 225V223H222V221L219 218V213L220 212H218L217 208L215 207V196L210 191L211 185H217L216 181L214 180V177L208 179L206 182H199V181L195 180ZM233 183H234V181H231L230 180V181H228L226 183H222V185L225 188V190L228 191L229 190V186L232 185ZM11 185L14 186V187L12 188ZM38 186H40V187H38ZM17 187H19V188H17ZM42 187L44 188V190H42L43 189ZM89 187H90V189H89ZM9 188L12 189L11 192H10V189ZM46 188L49 189V190H47ZM50 188H51L52 194L50 192ZM53 189H54V191H53ZM139 189H141V190H139ZM47 191H49L50 193L47 192ZM96 191H98V192H96ZM93 193L95 195H93ZM12 195L14 197L16 195L19 196L18 199L15 197L16 198L15 199V202H14V197ZM8 196L10 197V200L8 199L9 198ZM11 196H12V199H11ZM112 197H114V196H112ZM112 197L108 201V204L105 202L104 204L100 205L101 210L106 205L109 206V209L107 210L106 214H104L103 216L101 214H99L100 217H99V215H97L96 218L94 216L95 219H92V224L89 225L90 227L88 226L89 229L87 228L86 231H84V233L85 232L86 233L89 232V234H90V232H91V234H94V233H92L94 231H96L95 233H98V231H99V233H106L105 227L102 224H106L107 222L109 223V221L111 220V218H114L116 216L115 217L116 219L118 217L121 218V219L118 218L119 220L117 219V222H119V223L122 222L121 225L123 226L122 227L119 224L120 227H121V232H120V230H118V234L117 235H119L120 239L123 238L122 240H124L125 238H127L126 240H128L129 239L128 237H130V239H131V235L137 237V239H138V237L139 238L142 237V233L143 232H146L147 235H148L147 239L143 243H141L140 245H138V243H135L134 244L133 248H131V254L129 255L130 257L128 259L127 258L124 259L122 257L121 258L118 257V260L119 261L117 260V263L116 264H144V263L145 264H157V262L155 260L156 258L155 257L154 258L147 257L149 255H147L148 253H146L145 251L144 252L146 253V255H143L146 258V259L144 258L145 261L144 260H140L142 263L140 261H137L138 254L143 249L148 250L147 252H149V251H153L154 252L155 251L156 252V255H154V256L159 257V258H162V260H165L168 256H171L172 248L175 245V240H173L171 238L164 237L163 235H161L162 232L168 233V231L164 229V225H166L167 220H165V222H161L159 224H157V222L154 223V222L151 221L152 222V225H151V222H150V223H148L147 227L144 229L137 222L138 219L136 218L135 211L134 212L133 211H129L128 212V210H127L128 208L127 209H124L125 207L123 205H121V208L119 207L120 205L115 206L116 207L115 210L113 209L115 207H112V209H113L112 210L111 209V206H110V203H111L110 201L113 199ZM144 201H146V200H143L141 202V204L143 206L145 205L144 207L146 208L148 206V204H147V202L144 203ZM243 201H245V200L243 199L242 201H236L235 204H234V206L236 208L237 207H243L245 209L246 208V203H244ZM87 203H89V204H87ZM87 203H86V205H88L87 206L88 208H93L95 206V204H96V203L95 204H92V203H90V201L87 202ZM141 204H139V205L137 204L136 207L134 208V210H136V209H140L141 210V207H140ZM260 204H263V205L259 206ZM90 205L92 207H90ZM31 210H33V211H31ZM39 210H41V211H39ZM16 211H17L18 214L16 213ZM34 211L37 212L38 215L33 214ZM111 211H113V213ZM25 213H26V215H25ZM109 213H110V215H109ZM115 213H116V215H115ZM70 215L71 216H76L75 214H70ZM106 215L107 216L109 215L111 218L110 217H107ZM105 216H106V219H104ZM11 217H14V218H11ZM76 218H79L78 221H77V222H79L80 221V215L78 217H76ZM107 218H109V220H107ZM10 220H11V223H9ZM81 220L84 221L82 217H81ZM104 220H106V221H104ZM82 221H80L81 223L80 222L79 223L82 224ZM178 221H180V220L178 219ZM97 222H99V223L97 224ZM55 223H57V222H55ZM86 223L89 224V221L85 220L84 224H86ZM134 223L137 226L134 225ZM47 224H48V222L47 221H44V223L42 224V226H45L46 227ZM193 224L187 225L188 226V227H186L187 230L184 229V228H182V227L180 228V225H177L176 223H172V222L169 223L168 226H169V228L171 226V229H175L176 228L177 229L176 230V233H188V234H191V233H193V232H191V230L194 227ZM56 225L57 226H55V229L53 230V235L55 233H58V236H60V238L64 237L65 240H66L70 236L74 235L73 233H75L74 228H73V225L68 226V225H62V224H60L62 227L59 226L58 224H56ZM126 226H128V227H126ZM135 226H136V228H135ZM129 227H132V229L130 230ZM149 227H150V229H149ZM90 229H92L93 231L90 230ZM126 229L128 231H126ZM1 230H2V233H1ZM125 232L128 235L125 234ZM119 233H121L122 235H120ZM255 234H258V235H255ZM1 235H0V240L1 241L2 240L4 241L5 238H3V235L2 236ZM125 235H127V236H125ZM28 238L26 237V238H23L21 240L19 239V240H17L18 242L17 241L15 242L14 240L7 241L6 243H8L7 244L8 246L7 247L4 246V248L1 247V249H2V251H5V249L8 248L9 250L6 249L5 252H10L12 249H15L16 251L15 250L14 251L12 250L11 252L12 253H16L17 252L19 254H23L24 255V254L27 253V251H25V250H28L27 247L28 248L31 247L30 249H33V247L29 245V241H28V240H30L31 236H29ZM20 242H23V244L22 243L20 244ZM27 243H28L29 246L27 245ZM151 243H153V244H151ZM243 243H244V246L242 247V244ZM10 244H12L14 247L11 246ZM24 244H25V246H24ZM132 244H133V242H132ZM161 244H164V245H161ZM196 244L197 243L194 240L190 241L189 242V245H195V246L191 247L190 249H196L198 247ZM135 245H137V246H135ZM151 245H153V246H151ZM1 246H3V245H1ZM9 246H10V248H9ZM156 247H158V248H156ZM22 248H25V249H22ZM19 249H21V250H19ZM23 252H26V253H23ZM28 252H30V251L28 250ZM155 252H154V254H155ZM104 254L105 255H103V256L101 255L100 258L102 257L103 259L105 258L106 260H108L109 259V256H111L110 251H109V248L106 250V252ZM255 255H258L257 259H256ZM259 256H260V258H259ZM258 258H259V260H258ZM0 259H1L0 264H7L8 262H10V261H7L6 260L7 258L4 259L5 262L4 261L2 262V260H3L2 258H0ZM170 259H172V263H174V264H194L192 261H195L196 262L195 264H198V261L197 260L192 259L190 262H188L182 256H180L178 258L170 257ZM50 260H52L53 262H58V264H64L65 263L64 260H61L60 256H50ZM238 261L245 262V263H238ZM10 264H19V263L18 262H15V261L13 263V261H12V263H10Z\"/></svg>",
  "mask_w": 264,
  "mask_h": 264
}]
</instances>
